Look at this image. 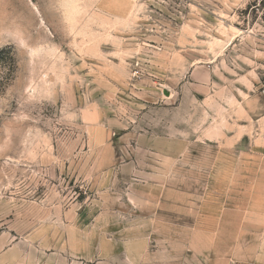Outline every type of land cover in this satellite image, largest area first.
Here are the masks:
<instances>
[{"label":"rangeland","instance_id":"obj_1","mask_svg":"<svg viewBox=\"0 0 264 264\" xmlns=\"http://www.w3.org/2000/svg\"><path fill=\"white\" fill-rule=\"evenodd\" d=\"M260 235L264 0H0V250L242 264Z\"/></svg>","mask_w":264,"mask_h":264},{"label":"crops","instance_id":"obj_2","mask_svg":"<svg viewBox=\"0 0 264 264\" xmlns=\"http://www.w3.org/2000/svg\"><path fill=\"white\" fill-rule=\"evenodd\" d=\"M259 239L258 252L246 254L242 257V264H264V235H260ZM31 248L28 250V242L13 241L7 248L0 250V264H74V256L67 250H56L48 254L36 249L34 245Z\"/></svg>","mask_w":264,"mask_h":264}]
</instances>
